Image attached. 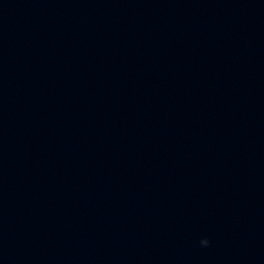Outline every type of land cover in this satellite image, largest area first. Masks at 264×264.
Masks as SVG:
<instances>
[{"label": "clouds", "instance_id": "obj_1", "mask_svg": "<svg viewBox=\"0 0 264 264\" xmlns=\"http://www.w3.org/2000/svg\"><path fill=\"white\" fill-rule=\"evenodd\" d=\"M201 244L207 246L209 244V240L205 238L201 241Z\"/></svg>", "mask_w": 264, "mask_h": 264}]
</instances>
